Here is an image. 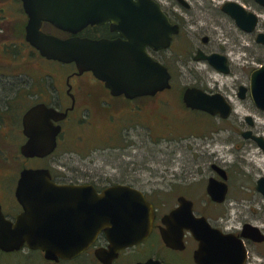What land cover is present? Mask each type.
<instances>
[{
    "label": "rangeland",
    "instance_id": "rangeland-1",
    "mask_svg": "<svg viewBox=\"0 0 264 264\" xmlns=\"http://www.w3.org/2000/svg\"><path fill=\"white\" fill-rule=\"evenodd\" d=\"M222 2L208 0L206 4L201 3V8L195 2L192 4L189 16L198 17L199 26L184 27L180 37L167 50L172 55L164 58L173 75L172 88L160 95L165 102L149 99L145 108L138 112H122L115 121L109 120L108 113L98 115L94 108L86 115L79 103L80 119L77 120L73 112L70 119L63 122L58 148L45 158L21 156L19 147L24 137L18 134L20 123L7 120L0 134V149L5 154L0 155V174L11 171L17 177L24 166H44L51 168L58 181H88L98 187L115 182L129 183L147 193L159 216L176 205L179 194H184L195 201L197 212L211 220L226 218L224 227H239L243 206L255 208L249 198L255 194L256 176L264 173V154L253 143H244L240 135V122L252 102L249 98H238L235 92L236 85L239 82L247 84L250 72L264 62V45L255 42L254 32H244L223 14L219 9ZM258 14L257 29L264 31V10ZM25 20L18 0H0V47L5 43L7 48L6 52L0 50V69L6 71L0 77V96L10 98L18 92L23 111L36 101L51 100L58 93L63 96L62 76L54 79V83H50L52 78L48 77V85L41 77L47 81L46 71L63 73L71 69L70 64L41 59L38 53L31 51L33 49L23 39ZM47 29L58 32L55 28ZM204 34L209 37L206 48L229 56L230 73H217L201 60L191 63V52L201 43ZM185 50L189 57L181 54ZM193 84L217 88L235 99L230 118L221 121L186 109L180 95L185 86ZM12 99L9 100H15ZM16 105L15 118L19 115ZM147 117L152 119L150 131L142 125L130 124L134 119ZM122 126L130 128L129 135L123 136ZM255 127L264 133V113L257 117ZM215 159L229 172L227 201L221 205L211 204L205 191L209 175L207 166ZM242 184L245 187L240 190ZM201 197L206 199L203 201ZM258 221L264 223V212L259 214ZM162 243L156 231L129 249L133 259H121L115 264H134L146 254H155L174 264H192L190 251L196 247V241L190 235L186 237L183 257ZM252 257L256 259L254 264H264L255 250H252ZM0 264L95 263L90 256L53 262L38 250L24 247L19 251L0 250Z\"/></svg>",
    "mask_w": 264,
    "mask_h": 264
},
{
    "label": "water",
    "instance_id": "water-1",
    "mask_svg": "<svg viewBox=\"0 0 264 264\" xmlns=\"http://www.w3.org/2000/svg\"><path fill=\"white\" fill-rule=\"evenodd\" d=\"M264 4V0H256ZM27 15L25 39L39 53L63 63L74 62L78 72L91 71L102 80L111 94L128 98L153 95L170 87L166 65L146 50L165 49L171 35L178 31L154 0H21ZM187 5V3H185ZM221 9L246 32L255 29L258 17L236 1L223 3ZM73 34L59 37L41 29L42 23ZM109 23L116 38H89L76 33L89 24ZM206 38L204 37V40ZM264 45V32L255 36ZM196 59H205L216 70L227 73L226 56L218 52L198 51ZM247 87H239L245 97ZM248 90L253 103L264 109V62L250 73ZM182 100L191 109L227 117L231 105L219 93H208L196 87L184 89ZM66 112L36 103L22 116L26 140L20 145L24 157H45L56 147L61 126L55 124ZM259 139V138H258ZM264 148V142L259 139ZM222 180L209 178L208 195L214 201L225 199L226 172L218 168ZM264 193V176L257 181ZM22 211L14 221L0 213V249L14 251L27 245L39 249L47 260H68L86 250L100 234L106 246L94 253L103 264H110L120 250L137 245L151 233L155 207L144 192L124 183H114L97 190L91 183H56L48 168L24 167L19 172L16 191ZM160 235L164 244L183 249L188 231L196 240L193 251L196 264H245L247 249L242 237L264 239L256 226L244 225L241 235L224 232L212 226L204 215H195L192 200L183 195L177 204L161 216ZM136 264H162L149 258Z\"/></svg>",
    "mask_w": 264,
    "mask_h": 264
},
{
    "label": "flooded vegetation",
    "instance_id": "flooded-vegetation-1",
    "mask_svg": "<svg viewBox=\"0 0 264 264\" xmlns=\"http://www.w3.org/2000/svg\"><path fill=\"white\" fill-rule=\"evenodd\" d=\"M154 1H156L159 4L160 8L166 14V16L168 17L169 21L172 24H176L178 26V31L171 35L170 45L167 48L158 49V50H155V49H153L151 47H147L146 48L148 53L154 59H156V60L162 62L164 65H166L169 73L171 74V77H170V84L171 85H170L169 88H165L163 90L157 91L153 95H141V96H136V97H133V98H128L124 94L114 95V94H111L109 88L105 86L104 82L102 80L98 79L97 77H95L91 71H83V72L79 73L78 69L76 68L75 63L74 62H69L67 64L71 65V69L70 70L64 71L63 73H59V72H55L54 73V72H51V71H46L44 76L47 77V81H46L45 77L44 78L41 77V80L48 85V83H49L48 77L52 78L50 83L51 82L54 83V79L56 80V78H58L59 76H62L63 77V84H64L63 96L58 93V94H56L57 95L56 98H55L54 95L52 96V99H51L52 101L48 100V99H43V100H40V101H36V102L30 104L24 111H23V107H22V101L20 100V97L18 96V94H19L18 92L14 93L15 95L13 97H10V98H8L6 96H4V97L0 96V134H2L1 131L7 126V120L14 121V123H20V127H19V131L20 132H18V134H19L20 138H22V136H23L24 137V141H25L26 140V136H25V134L23 132L22 116H23L24 112L30 106H32V105H34L36 103L42 102V103H45L48 106H51V107H54V108L58 109L59 111L66 112V114H65L63 119L54 122L55 124H60V126H61V129H60V131H59V133L57 134V137H56V147L52 151V152H54L58 148L59 141H60V139H59L60 135L64 131L63 122H65L67 119H70L71 114L73 112H74L73 113L74 117L77 118V120L80 119V117H79V115H80L79 113L80 112L77 109V106H78L79 103L83 105V111L84 110L86 111L85 112L86 115H89L90 114V110L92 108H94L95 113H97L98 115H106L108 113L107 115H108L109 120L112 119L113 121H115V119H118V116L122 112L123 113H128V112H133V111H137L138 112L139 110L145 108L146 107V103L145 102L147 100H149V99H156L157 98L158 102H165V100L162 99V97L160 95L162 93H164L165 91H168V90H170L172 88V83L171 82H172V77H173L171 67L169 66V64L164 59L165 56L170 57V55H172L171 52H167V50H170V48L172 47L173 43L176 42V40L180 37L184 27H188L190 25L199 26V20H198L199 18L196 17V16L195 17L189 16L191 14L189 11H190V8H191L192 4L195 2L197 7L201 8L203 6L201 3L203 2L204 4H206L208 2V0H199V1L198 0H154ZM227 1H236L237 3L241 4L246 10L252 11V12H254L257 15V17H258L257 25H256V27H255V29L253 31L248 32V33L254 32L255 36H256L257 32L262 31V30H258L257 26H258V23L260 21V15L258 14V11L264 10V4L263 3H260V2H258L256 0H223V2L221 4H219V9L223 12V14H225L234 23H235L234 19L229 14H227L226 12H224L221 9L223 3H226ZM18 2L20 3L21 11L26 16V20H25V24H26L28 17H27L26 13L23 10L21 0H18ZM185 3H187V5ZM25 24H24V36H23V39L26 42V44H28L33 49L31 51H35L36 53H38V55L40 56L41 59L43 58V59L50 60V59L42 56L39 53V51L35 47L30 45L29 42L25 39ZM47 27L51 28V29L55 28L56 30H58V32H56V33L52 32L50 29H47ZM41 29L44 32H46V33L54 34V35H57V36L62 37V38L69 37V36L73 35V34H71L69 32L63 31V30L53 26L50 23H45V22L42 23ZM244 32H246V31H244ZM76 35L83 36V37H89V38H103V37L104 38H116V37L120 36V34L117 31H113V30L110 29L109 23L100 24V25H97V24L86 25L80 31H78L76 33ZM204 37L206 38L205 40H204ZM200 40H201V43H199V44H197L195 46V49H194L193 53L191 52V60H192L191 63L192 62H198V61L201 60V61L205 62L206 64L210 65L207 62V60H205V59H196L195 58L199 54L198 51H201L204 54H210L212 52H218V51L206 48L205 45L209 41L208 35H206V34L202 35ZM22 42H23V40L21 41V43ZM4 44L5 43L2 44L3 46L0 47V50H4V52H6L7 48L4 46ZM218 53H220V52H218ZM181 54L185 55L186 57H189V56H187L188 52L186 50H185V52H183ZM221 54H223V53H221ZM224 55L226 56V62L228 64V66H229V71L227 73H230V71H231L230 58H229V56L227 54H224ZM51 60H54V59H51ZM56 61H58V60H56ZM58 62H61V61H58ZM61 63H63V62H61ZM64 64H66V63H64ZM212 68L217 73H224V72L216 70L214 67H212ZM195 69H196V66H195ZM5 72H6L5 70L0 69V77H1V74H4ZM227 73H224V74H227ZM249 81H250V75H249L247 84L239 82L236 85L235 95L238 98L244 99V100L246 98H249L251 100V102H252L251 103L252 106L249 107L250 108L249 111H247L245 113V115L243 116V119L240 122V124L242 125L240 135L242 136L244 143H246V142L253 143L264 154V148L259 143V139L262 142H264V133L261 131V129H257V127H255L257 125V117L259 115L260 116L263 115L264 109L258 108L253 103L252 98H251L250 93H249V90H248ZM241 85L247 87L246 92H245V97H243V98L239 97V95H238L239 87ZM188 86L199 87V88L207 91L208 93H215V92L221 93L225 97V99L228 101V103H230V105H231V110H230L229 115L227 117H221L219 114L211 115L210 113H208L206 111L199 110V109H191V108L187 107L184 104L183 100H182V95H183L184 89L186 87H188ZM188 86L184 87V89H183V91L181 92V95H180L182 103H183V105L185 106L186 109L190 110L191 112H195V113H199V112L203 113V114H205L207 116L217 118V119H219L221 121L222 120L225 121V120L230 118L231 114L234 111V107H235L234 103L236 102L235 99L233 100V98L230 95H228L225 92L220 91L217 88H210V87H208L206 85H202V84H193V85H188ZM12 98H14L15 100L11 101V100H13ZM9 99H11V100H9ZM136 100L139 103L135 104L134 101H136ZM14 104L15 105L17 104L16 106H17L18 114H19L16 118H15L16 110L14 108ZM151 120L152 119L150 117L143 118V119L138 118V119L132 120L130 122V124L142 125L144 129H147V131H150V124H151L150 121ZM117 124H118V122H117ZM122 127L123 128H122V132L121 133H123V136L125 137V135H129V129L130 128L129 127L127 128L125 126H122ZM4 135L6 136L7 132L6 133L4 132ZM129 139H131V138H129ZM19 150H20V147H19ZM2 154L5 155L3 153V151H2V149H0V155H2ZM17 155H15V156H17ZM49 155H47V156H49ZM21 156H23V155L21 154ZM47 156H45V157H47ZM25 158L28 159V158H31V157H25ZM24 167L48 168L50 170V173H51V178L56 183H91V182H88V181L87 182H73V181L64 182V181H58V179L54 176L51 168H49V167H44V166H24ZM24 167H22L21 169H23ZM218 168H223L225 170V172H226V175H227V178L225 179V182L227 184V191H226L225 199L223 201H221V202H217V201H214L213 199H211V197L208 195V193L206 191V185L208 183L209 178H215L217 180H222V177L219 174ZM207 169L209 171V175L206 178V184H205V191H206V194H207V199L213 205H221V204H223V203H225L227 201L226 199H227V195H228V192H229V184L227 182L228 174H229L228 169H227V167L223 166V164H220L219 162H217L216 159L215 160H211V162L207 166ZM20 170H19V172H20ZM19 172H18L17 177H16L15 173H12L11 171L2 172V174H0V213L2 214V216L5 219L10 220V221H14L16 216L23 209L21 204L17 200L16 194H15L17 181H18V178H19ZM263 176H264V173H261L260 175L256 176V178L254 180V186H253L254 189H255V194H254L253 198H249V200H250L249 202H251V204L255 208L252 209V208H250V206H243V204L241 205V206H243V209H242V216H243L242 218L243 219H242L239 227H234V228L224 227L223 226V222H225L226 218L224 220L223 219H219V218L211 220L209 217L204 215L207 218V220L209 221V223L212 226L217 227V228L221 229L224 232H232V233L237 234V235H241V231H242L244 225L250 224L252 226L258 227L260 229V231L264 234V223L258 221L259 214L264 212V205H263L264 204V193L262 191H260L259 189H257V181H258V179L260 177H263ZM10 177H14V179L13 180H9ZM115 183H124V182H115ZM91 184H93V183H91ZM111 184H114V183H111ZM124 184H129V183H124ZM93 185L96 187L97 190H100L103 187H105L107 185H110V184L104 185L102 187H98L95 184H93ZM129 185H131V184H129ZM131 186H134V185H131ZM242 187H245V185L242 184L239 187L240 190L243 189ZM144 194H145L146 198L149 199L153 203V201L147 195V193L144 192ZM179 195L185 196L184 194H179ZM185 197L188 198L187 196H185ZM188 199H190V198H188ZM204 199H206V198L201 197V200L204 201ZM190 200H192V203H193V212H194V214L195 215H203V214H201V213H199V212H197L195 210V208H194L195 201L193 199H190ZM254 203H255L256 206L254 205ZM153 205H154V203H153ZM154 207H155V205H154ZM160 225H162L161 216L158 215L157 209L155 207V218H154V221H153V227H152L150 235L155 233L156 231H158L159 235H160ZM188 235H190L192 237V235L188 231H186L185 235H184L185 245H184L183 249H174V248L168 247V246H166L164 244V242L162 241V238H161V241L163 242L162 244H163L164 247L172 250V252L175 253V254H178L179 257H183V252H185V250L187 248L186 237ZM160 237H161V235H160ZM242 238H243V241H244L246 249H247V258H246L245 264H254V263H256V259L252 257V250H255V252L262 259H264V249H263V247H264V239L261 240V241H255V240H253V239H251L249 237L248 238L247 237H242ZM103 246H106V241H105L104 235L100 234L92 245H90L86 250H84L78 256H76V257H74L72 259H69V260L71 261L73 259H76L77 257L90 256L91 260H93V262L95 264H103L96 258L95 253H94L96 248L103 247ZM196 246H197V242H196ZM24 247H28V246L24 245L22 248H24ZM133 247H136V246H132V247H128V248H125L123 250H120L119 253H118V256L115 259H113L110 264H115L121 259H128V260L133 259L132 255H130V252H129V249H131ZM259 247H261V248H259ZM28 249H31V248L28 247ZM194 249L191 248V251H190L192 264H196L194 262V260H193V251H194ZM19 250H17V251H19ZM31 250H38L39 252L43 253L39 249H31ZM1 251H3V250H1ZM6 252H8V251H6ZM146 255L147 256H145V258L136 260L134 262V264H136L138 261H145V260H147L149 258L158 259L162 264H174V263H172L170 261H166L162 257L157 256L155 254L154 255L146 254ZM262 263H264V261ZM259 264H261V263H259Z\"/></svg>",
    "mask_w": 264,
    "mask_h": 264
}]
</instances>
